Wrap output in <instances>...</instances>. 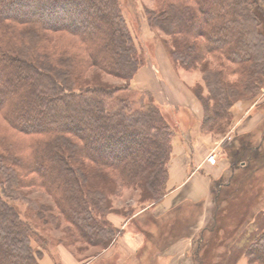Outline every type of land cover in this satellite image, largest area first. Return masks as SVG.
<instances>
[{"label": "rangeland", "instance_id": "1", "mask_svg": "<svg viewBox=\"0 0 264 264\" xmlns=\"http://www.w3.org/2000/svg\"><path fill=\"white\" fill-rule=\"evenodd\" d=\"M41 1H35L31 7L24 5L23 8L39 13L38 4ZM258 1V30L264 36V0ZM170 2L198 6L196 0H113L112 5L108 2V7L115 9L123 19L125 30L131 38L129 45H132L133 67H137V70L130 79L115 75V68L110 73L99 66H91L87 60L89 50L99 46V42L89 45L69 31L59 28L33 30L27 25L14 24L10 29L0 32V39L13 36L18 39L15 32L25 31L24 42L32 43L33 48L38 45L44 51L48 47L52 63L71 71L78 84L100 83L112 89L115 86H128L113 93L106 100L107 107L114 108L125 103L131 104L134 112H144L154 103L161 110L167 125L162 132L151 131L153 137L145 135L146 138L142 139L147 147V157L143 159L144 169L136 175L127 173L125 169L118 171L117 166L120 165L113 169L93 164L89 159L69 158L73 173H67L69 176L65 185L74 187L75 192L63 197L60 191L52 189L50 192L39 181L35 182V173H25L23 166L16 165L6 156L8 152L5 150L9 145L13 148V154L27 156L35 143L49 137L18 132L0 110V155L4 157V161L0 160V168L7 163L21 175L19 182L15 183L17 189L9 188L4 198L16 207L20 213L19 220L29 227L26 233L27 236L30 234L34 260L28 264H40L46 255L60 264H64V258L66 261L69 259L71 264H239L240 258L244 257L247 261L242 263L261 264L251 262L247 250L255 237L264 244V165L251 160L252 156L264 159V75L254 70L250 75L245 74V69H251V62L236 63L223 50L211 51L200 61L201 64L178 60L170 50L175 51L177 44H187L192 39H185L179 34H167L150 20L153 16L161 17ZM79 3L84 5L82 1ZM90 17L96 19L94 14ZM35 33L42 38L37 40ZM193 39L206 41L205 36L201 35ZM68 51L73 54L71 64L60 63L62 55ZM45 68L46 72L52 73L50 65ZM142 68L144 73H156L155 77L160 78V82L151 89L135 83V76ZM145 76L143 78L149 81ZM258 76L263 82L245 91L243 81L246 78L254 80ZM213 77L214 81L221 80L229 88L237 87V94H229L233 100L231 108L243 100L257 103L254 113L260 114L255 132H233L232 112L230 118L225 117V113L216 115V110L212 108L215 100L218 102L213 97H217L212 91ZM166 80L171 85L166 87ZM205 101L210 102V108L207 109ZM192 126L198 128L204 137L215 138L216 143L205 161L209 165H217L222 161L232 166L226 177L212 185L211 202L207 209H204V201L197 203L174 199L169 205L171 207L164 204L172 190L168 181L169 163L175 155V144L180 142L186 145ZM140 129L144 133L143 130L147 131L148 127L145 125ZM127 140L128 148L133 140L136 143L141 141L139 136H128ZM137 149L136 152H144L141 147ZM152 154L155 156L153 160ZM211 155L215 157V162L209 161ZM118 160L119 157H116L115 161ZM234 165L238 169L235 170ZM1 173L0 191L2 183L7 181L5 174ZM245 185L243 191L241 187ZM80 195L84 199L82 203ZM59 200H62V209L68 216L61 210ZM71 201L76 203L72 214L67 207ZM78 211H82L81 215ZM129 220L130 223L126 225ZM128 230H132L136 238L145 240L139 250H133V245H128ZM192 238L195 244L192 258L187 260L185 253L181 263L180 248L175 245L180 240ZM258 256L264 259V253L258 252ZM22 261L20 258L13 264Z\"/></svg>", "mask_w": 264, "mask_h": 264}, {"label": "trees", "instance_id": "2", "mask_svg": "<svg viewBox=\"0 0 264 264\" xmlns=\"http://www.w3.org/2000/svg\"><path fill=\"white\" fill-rule=\"evenodd\" d=\"M35 1L37 0H0V32L10 29L14 24L27 25L33 27V30L63 29L81 37L89 45L99 42V46L89 50L87 60L91 66H99L110 73L115 68V75L123 79H130L134 75L137 67H133L132 45H129L131 38L125 30L123 19L114 8L112 10L108 7V2L113 3V0H40L39 13L23 8L24 5L31 7ZM80 1L86 6H82ZM196 3L197 7L170 2L161 17L150 18L155 27L167 34H179L185 39H192L187 44H177L176 50L170 52L182 62L201 64L200 61L211 51L223 50L236 63L251 62V69H245V74L250 75L254 70L264 75V36L258 30L256 11L260 6L259 1L196 0ZM93 14L96 19L90 17ZM60 22L65 24L59 25ZM14 31L17 30L14 28ZM22 32H15L18 35V39L13 36L16 40L10 37L0 39V110L18 132L46 135L49 138L35 143L27 156L13 154V148L9 145L5 150L9 154L6 155L7 158L12 159L16 165L23 166L25 173H35V182L39 181L42 187L51 190L50 192L56 189L63 197L75 192L74 187L65 185L69 176L67 173H73L69 158L89 159L93 164L113 169L120 165L117 166L118 171L125 169L132 175L143 170L147 147L142 139L146 136L153 137L151 131L162 132L167 128L161 110L154 103L144 112H134L131 104L125 103L108 108L106 100L128 86H115L112 89L100 83L78 84L71 71L52 63L48 47L45 51L38 45L33 48L32 43L24 42L23 35L26 32ZM197 35L205 36V43L193 39ZM36 37L37 40L42 38L38 35ZM72 60L73 54L68 51L62 55L60 63L71 64ZM46 65L52 67V73L46 72ZM260 78H246L243 81L245 91L262 83ZM213 81L214 77L211 85L213 93L217 95L213 97L218 102L215 100L212 108L216 110V115L225 113V117L230 118L233 103L230 95L237 94L238 89L229 88L221 80ZM205 106L210 108V102L205 101ZM145 125L148 130H143V133L140 127ZM137 129L139 131L135 133ZM134 135L139 136L141 141L136 143L133 140L129 147L133 150H130L127 138H134ZM138 147L144 149V152H136ZM116 157H119L118 161H115ZM154 158L152 154L151 159ZM261 158L252 156L251 160L260 161L263 166L264 159ZM3 159L0 155V160L4 161ZM234 168L236 170L237 166L234 165ZM0 171L7 180L2 183L0 191V264H13L20 258L23 261L17 264H28L34 260L30 234L27 236L26 233L29 227L19 220L20 213L16 207L4 198V193L9 188L17 189L15 183L19 182L21 175L14 166L7 163L1 165ZM246 183L248 184L247 181ZM81 188L84 193L83 185ZM245 188L246 185L241 187L243 191ZM80 197L82 203L84 199L82 195ZM58 203L61 206L62 200ZM75 205L73 201L67 205L71 209L70 214ZM61 210L65 212L62 206ZM77 213L81 215L82 211ZM263 234L264 232L262 236ZM249 247L247 251L251 262L264 264V259L258 256V252L264 253V244L255 237Z\"/></svg>", "mask_w": 264, "mask_h": 264}, {"label": "crops", "instance_id": "3", "mask_svg": "<svg viewBox=\"0 0 264 264\" xmlns=\"http://www.w3.org/2000/svg\"><path fill=\"white\" fill-rule=\"evenodd\" d=\"M144 72L143 68L139 69L135 76V83L137 82L141 86L150 88L160 82V78L155 77L157 76L156 73L150 75ZM143 76L148 77L149 81H146ZM168 85L171 84L166 80L165 86L167 87ZM256 106L257 103L247 100L240 101L233 105L231 108L234 118L233 132L247 133L256 131L259 125V123L257 124L259 121L258 115L260 114L257 112L254 113L256 111ZM194 107L197 109L196 105H194ZM188 140L186 145H182L180 142L175 144V155L169 163L168 181L172 190L171 193L166 196L164 204L169 206L174 202V199L192 200L197 203L204 201L206 204L204 209H207V206H209L211 202L212 185L226 177L229 171H231L232 166L231 163L228 165L226 162L222 161H219L217 165H209V163L205 161L207 154L216 143L215 138L204 137L201 132L198 131V128L195 129L194 126H192ZM188 153H190V156ZM161 208L163 209L165 207L161 206ZM130 221L131 220H129L126 225H128ZM127 233L128 245H133V250H139L140 247L144 245L145 240H141L140 237L136 238V234H134L132 230H128ZM193 245H195L194 238L180 240L176 243L175 246L180 248L178 252H180L182 257L181 263L183 262L185 253L187 260L191 257L193 254ZM239 261V264H245L242 263V261H247V259L244 257L240 258ZM40 262V264H60L49 255L42 257ZM125 263H127V261ZM64 264H71V261L69 259L66 261L64 258Z\"/></svg>", "mask_w": 264, "mask_h": 264}, {"label": "built area", "instance_id": "4", "mask_svg": "<svg viewBox=\"0 0 264 264\" xmlns=\"http://www.w3.org/2000/svg\"><path fill=\"white\" fill-rule=\"evenodd\" d=\"M209 161L215 162V157L211 155Z\"/></svg>", "mask_w": 264, "mask_h": 264}]
</instances>
